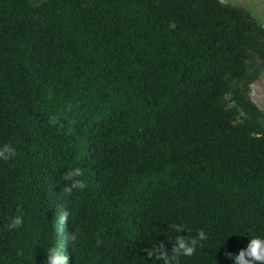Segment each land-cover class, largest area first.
Listing matches in <instances>:
<instances>
[{"label":"trees","instance_id":"1","mask_svg":"<svg viewBox=\"0 0 264 264\" xmlns=\"http://www.w3.org/2000/svg\"><path fill=\"white\" fill-rule=\"evenodd\" d=\"M263 69L264 27L220 0H0V264H163L173 224L208 237L180 264H233L264 234Z\"/></svg>","mask_w":264,"mask_h":264},{"label":"clouds","instance_id":"2","mask_svg":"<svg viewBox=\"0 0 264 264\" xmlns=\"http://www.w3.org/2000/svg\"><path fill=\"white\" fill-rule=\"evenodd\" d=\"M16 151L15 146L11 142L0 145V157H11ZM63 181L67 194L75 190H83L86 184L81 168H69L63 174ZM66 218V214L62 220ZM23 225V217L19 214L10 216L7 227L10 230L19 229ZM171 228L175 235V239L166 238L168 243L172 244L171 251L166 250L165 242L158 241L150 250H145L146 260L162 261L163 264H180L181 257H191L198 247H202V242L207 240V235L203 229L197 231L194 237H186L180 233L186 229L181 224H173ZM46 259L44 264H68V256L61 252L59 245L49 246L45 250ZM225 255L232 260L233 264H264V234L255 233L247 237V244L241 248L237 254L233 255L228 252Z\"/></svg>","mask_w":264,"mask_h":264},{"label":"rangeland","instance_id":"3","mask_svg":"<svg viewBox=\"0 0 264 264\" xmlns=\"http://www.w3.org/2000/svg\"><path fill=\"white\" fill-rule=\"evenodd\" d=\"M44 0H30L38 4ZM222 3L245 9L264 27V0H220ZM250 97L257 107L264 111V69L258 80L250 86Z\"/></svg>","mask_w":264,"mask_h":264}]
</instances>
